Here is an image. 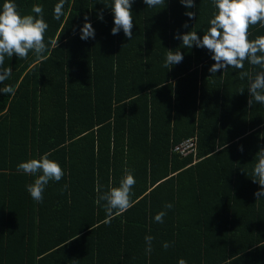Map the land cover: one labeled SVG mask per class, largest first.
Listing matches in <instances>:
<instances>
[{
  "label": "trees",
  "instance_id": "trees-1",
  "mask_svg": "<svg viewBox=\"0 0 264 264\" xmlns=\"http://www.w3.org/2000/svg\"><path fill=\"white\" fill-rule=\"evenodd\" d=\"M14 2L21 15L42 5L45 42L57 43L41 58L4 61L12 74L0 88L15 94L0 93V264H264V198L256 200L261 186L252 180L264 104L249 106L241 70L212 74L206 48L174 38L191 30L202 38L212 0H194V8L134 0L131 40L111 33L113 0H66L60 20L59 0ZM85 16L94 39L80 38ZM249 33L255 39L264 27ZM177 49L183 61L164 68L167 51ZM243 71L259 69L245 62ZM189 138L194 153L174 152ZM44 153L64 176L38 203L26 190L36 177L17 165ZM125 170L136 180L133 206L105 223L97 187L119 186ZM159 211L163 223L154 220ZM164 242L174 244L165 250Z\"/></svg>",
  "mask_w": 264,
  "mask_h": 264
},
{
  "label": "clouds",
  "instance_id": "clouds-1",
  "mask_svg": "<svg viewBox=\"0 0 264 264\" xmlns=\"http://www.w3.org/2000/svg\"><path fill=\"white\" fill-rule=\"evenodd\" d=\"M134 0H113L110 8L114 14V27L111 29L113 35L123 30L125 36L131 40L133 38L132 29L133 12L132 4ZM216 11L209 20V27L204 32L203 37L197 35V31H188L177 34L174 38L182 41V46L192 48H206L212 55L214 64L209 68V72L214 74L229 67L241 70L239 78L248 79L249 106L253 103L264 104V35L249 39V29L252 26L260 25L264 27V0H212ZM66 0H59L53 9V18L60 20L64 15V5ZM149 8L165 5V0H144ZM186 8H194V0H180ZM31 12L33 14L21 15L14 0H4L0 8V84L10 78L12 69L4 68L6 57L14 55L19 59H27L29 52H33L37 58H41L49 50L50 43L45 42V34L48 30V23L44 19V9L40 4H34ZM185 15L192 19L195 13L186 11ZM99 18L103 19L102 10L98 13ZM85 23L80 29V38L88 40L95 38V30L85 16ZM184 27H188L185 23ZM183 53L177 49L168 50L166 53L163 67L170 69L173 65L183 61ZM245 62L258 68L259 71L250 73L243 71ZM244 89L240 90L243 93ZM0 93L15 94V89L11 85L0 88ZM240 151H243L241 146ZM257 162L254 165L252 180L261 187L254 193L256 200L264 198V148L257 153ZM18 171H23L26 175L36 177L33 183L26 185V190L31 198L36 202H43V193L50 181L59 182L64 171L60 164L49 159V153H44L38 159L33 158L17 165ZM136 184L135 177L131 170H125V174L117 187H109L107 191H101L97 187V203L104 201V209L107 215L105 223H110L113 215L126 212L133 206L132 189ZM67 185H64V189ZM165 209H171V203L165 204ZM166 211H159L154 220L163 223ZM145 251L151 253L153 250L154 237L147 235L144 237ZM174 242H164L162 247L167 250ZM178 264H187L183 258L179 259Z\"/></svg>",
  "mask_w": 264,
  "mask_h": 264
},
{
  "label": "built area",
  "instance_id": "built-area-1",
  "mask_svg": "<svg viewBox=\"0 0 264 264\" xmlns=\"http://www.w3.org/2000/svg\"><path fill=\"white\" fill-rule=\"evenodd\" d=\"M196 149V138H189L183 140L181 143L174 147V152L178 153L180 156H187L194 153Z\"/></svg>",
  "mask_w": 264,
  "mask_h": 264
}]
</instances>
